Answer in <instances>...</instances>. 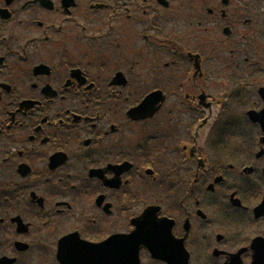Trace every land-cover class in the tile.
Masks as SVG:
<instances>
[{
	"label": "flooded vegetation",
	"instance_id": "flooded-vegetation-1",
	"mask_svg": "<svg viewBox=\"0 0 264 264\" xmlns=\"http://www.w3.org/2000/svg\"><path fill=\"white\" fill-rule=\"evenodd\" d=\"M132 259L264 264V0H0V264Z\"/></svg>",
	"mask_w": 264,
	"mask_h": 264
},
{
	"label": "rangeland",
	"instance_id": "rangeland-1",
	"mask_svg": "<svg viewBox=\"0 0 264 264\" xmlns=\"http://www.w3.org/2000/svg\"><path fill=\"white\" fill-rule=\"evenodd\" d=\"M219 3L220 2V0H213V3ZM221 35V34H220ZM221 38H223L224 39V36L223 35H221ZM172 39L173 40H176L177 39V37L175 38V37H172Z\"/></svg>",
	"mask_w": 264,
	"mask_h": 264
}]
</instances>
